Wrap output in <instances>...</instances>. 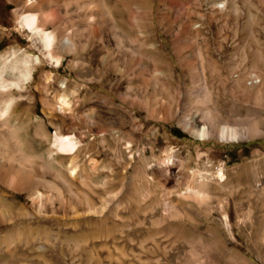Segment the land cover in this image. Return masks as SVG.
<instances>
[{"label": "rangeland", "instance_id": "374dc122", "mask_svg": "<svg viewBox=\"0 0 264 264\" xmlns=\"http://www.w3.org/2000/svg\"><path fill=\"white\" fill-rule=\"evenodd\" d=\"M22 2L0 0V66L32 57L0 117V162L22 182L0 170V264H264V0ZM24 10L54 30L60 63ZM206 109L258 133L202 138L184 121ZM56 131L74 135L82 176Z\"/></svg>", "mask_w": 264, "mask_h": 264}, {"label": "bare ground", "instance_id": "6f19581e", "mask_svg": "<svg viewBox=\"0 0 264 264\" xmlns=\"http://www.w3.org/2000/svg\"><path fill=\"white\" fill-rule=\"evenodd\" d=\"M43 1H46V0H24V3L22 2L21 6L22 7L29 6V5L38 6ZM40 13L41 12H39L38 10L37 11L36 10L21 11L18 17L19 23L25 29L31 32L36 43H39V46L41 50L43 51L42 54L46 57V59L58 64L61 61V56L59 54H56L53 48V44L55 42V32L54 30L45 28L44 25L41 24V21H40L41 14ZM47 17L48 16H46L45 19H48ZM62 42L65 45L72 44L69 37H64ZM33 58H34V61L36 60L39 62V59L41 58V56L36 54ZM31 60H32V57L30 54H28L27 56H24V57L22 56L18 58H15L14 56V57H11L9 60H5V62H3V64L0 66V91L5 92L7 94L6 97L3 98L2 102H0V117H4L8 112V105L10 104L12 100V96H11L12 86L13 85L17 87L22 86L24 80L31 73V69H32L30 65ZM55 100L59 108H64V109L71 108L70 99L67 93L65 92L58 93L55 97ZM200 117L203 119V124L201 126L195 127V124H193L194 117H192L191 115L190 116L188 115L185 118L184 125L189 127L195 133L199 134L200 137L202 138L216 137L221 140H232V139L238 140L241 138L251 137L258 133V129L254 125H250L246 127H244L245 126L244 125L243 127H238V126L227 124L225 122L221 123L219 122V120L216 119V117H214V115L208 109L203 111ZM53 144L55 148L58 151H60V153L73 154L71 156L69 163L67 164V169L71 175L82 176L81 168H80L81 166L78 163L76 153H74L77 149V143L74 140V135L71 133H62V132L56 131L54 134ZM4 167L5 165L3 164V162H0L2 180L7 185L15 189H21L22 182L15 180V178L9 177L7 175L11 171H15V172H19V171L17 169H13L12 165L7 166L9 172L7 171V168H4ZM218 176L219 177L223 176L221 171L218 173ZM193 191L200 192L201 189L196 188V189H193ZM30 196L32 197L33 200L40 201L42 200L44 195L42 191H40L39 189H34L30 193ZM91 210L96 211V208L93 207Z\"/></svg>", "mask_w": 264, "mask_h": 264}]
</instances>
